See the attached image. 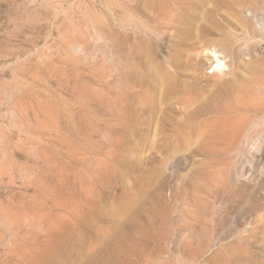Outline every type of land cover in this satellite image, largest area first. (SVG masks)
<instances>
[{
    "label": "rangeland",
    "instance_id": "obj_1",
    "mask_svg": "<svg viewBox=\"0 0 264 264\" xmlns=\"http://www.w3.org/2000/svg\"><path fill=\"white\" fill-rule=\"evenodd\" d=\"M0 264H264V0H0Z\"/></svg>",
    "mask_w": 264,
    "mask_h": 264
},
{
    "label": "bare ground",
    "instance_id": "obj_2",
    "mask_svg": "<svg viewBox=\"0 0 264 264\" xmlns=\"http://www.w3.org/2000/svg\"><path fill=\"white\" fill-rule=\"evenodd\" d=\"M216 53V52H215ZM217 57V67L221 68L222 66H225V62L223 60H221L218 56Z\"/></svg>",
    "mask_w": 264,
    "mask_h": 264
}]
</instances>
